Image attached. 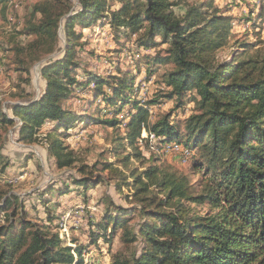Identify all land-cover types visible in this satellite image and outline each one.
<instances>
[{
    "label": "trees",
    "instance_id": "obj_1",
    "mask_svg": "<svg viewBox=\"0 0 264 264\" xmlns=\"http://www.w3.org/2000/svg\"><path fill=\"white\" fill-rule=\"evenodd\" d=\"M13 1L0 0L2 20ZM19 1L27 3L24 14L0 43L6 66L18 75L8 106L13 118L0 106V175L9 173L1 151L15 118L18 142L41 145L58 172L75 174L61 175L36 193L34 216L24 199L3 186L0 264H83L84 250L116 237L119 248L110 264H264V50L218 61L233 38L234 19L214 0ZM245 21L252 28L264 24V0ZM97 22L107 25L114 44H130L135 70L144 66L153 76L164 68L162 88L145 102L133 97L131 71L114 68L102 76L76 62L84 30ZM239 45L243 52L257 46ZM33 66L44 81L38 99L26 90ZM83 93L89 96L78 113L71 102ZM162 102L172 107L151 120L148 108ZM189 102L193 108L181 119ZM77 123L115 133L109 151L114 163L89 165L76 157L64 133ZM142 133L155 139L158 152L181 146L191 175L160 163L156 154L142 156ZM131 160L142 167L130 168ZM24 166H14L12 174ZM108 184L118 192L132 189L134 206L102 197V215L89 219L81 233L87 245L77 239L73 247L64 245L56 231L60 215L78 200L87 204L90 190Z\"/></svg>",
    "mask_w": 264,
    "mask_h": 264
},
{
    "label": "rangeland",
    "instance_id": "obj_2",
    "mask_svg": "<svg viewBox=\"0 0 264 264\" xmlns=\"http://www.w3.org/2000/svg\"><path fill=\"white\" fill-rule=\"evenodd\" d=\"M188 1L193 3L197 0ZM26 4L19 0L13 1L9 4L7 21L2 20L0 16V43L8 35L9 28L19 22L24 14L23 10ZM214 4L220 9L223 15L230 16L234 19L232 24L233 38L230 44L217 54L218 61H230L233 56L246 58L251 55L253 56L257 48L262 51L264 50V24L258 22L259 27L252 28V24L245 21L248 11H250L253 5L256 6L259 4V0H214ZM114 8H116V5ZM175 10L178 13L182 12L181 9ZM77 28L79 27L77 26ZM79 42L82 45L76 47V62L81 67L83 66L90 72L102 76L111 72L114 73V68L132 72V76L134 77L133 97L135 99L145 102L152 94L162 88L159 74L164 68H161L159 73L153 76H148L147 72L145 73L146 69L144 66L135 70V59L131 53L127 52L130 44L125 39H122L119 45L114 44L107 25L101 27L99 26V22L92 24L88 29L84 30V36ZM242 43H253L254 45L257 44V46L246 49V52H243V49L239 45ZM149 52H153V50H149ZM6 64L7 60L3 58V53L0 50V106L3 108V112H6L8 116L13 118L8 106L14 102L11 94L16 92L14 85L17 84L18 75L12 72ZM30 75L31 86L26 87V90L38 99L44 89V81L39 76L37 66L31 68ZM88 96V93L79 94L71 102V108L78 113L82 112L81 110L85 105L83 100L88 98ZM171 107V102H162L159 105L149 107L148 112L151 114V120H154L158 115H162ZM192 108L193 105L190 102L187 103L181 119L188 116ZM15 121L17 124L7 135V141L1 151L8 158L9 173L0 175V190L6 184L9 185L12 192L18 195L21 200L24 199V206L28 210L29 215L34 216V211L31 208L36 204V193L42 191L44 186L49 182L53 183L58 178H61L62 174L56 170L53 159L46 155L41 145L34 144L25 146L18 142V134L15 128L20 123L16 118ZM74 126L65 131L64 140L74 150L79 160L89 165L102 159L113 163L115 162L109 152L113 147L111 141L115 137V133L112 130L108 129L105 131L101 126L84 125L83 123H77ZM141 138L144 141L139 143L137 147L146 159L149 158L150 154L153 156L156 154L159 156L160 163L191 175L192 171L190 166L183 156L186 155V151H183L181 146L178 147L173 144L171 145L172 147H165L161 152H158L155 149V139L151 137L147 139L145 133H142ZM127 152L131 151L128 150ZM24 163V168L13 175V167L18 164L24 165ZM129 166L130 168L142 167L137 160H131ZM115 168L123 174H127L123 167L116 165ZM68 174L73 175L75 171L69 170L68 172H64L62 176ZM192 178L194 181L197 180V176L192 175ZM132 193V189L127 188H123L118 192L111 184L98 186L90 190V199L87 204H83L78 200L79 203L64 211L56 222V231L63 241V244L73 247L72 240L77 239L78 244L83 246L87 245L86 236L81 235V233L86 231L89 219H97L102 215L103 207L99 205L100 199L106 196L124 208H131L134 205H132L131 199L128 196H131ZM56 200L57 195H51V201L55 202ZM49 207L52 209V204ZM198 210L205 211V209L199 208ZM37 212L40 218L44 217L42 207L38 206ZM2 221L3 213H0V224ZM118 248L117 237L109 245L100 241L97 246L82 252L83 264H110V254ZM74 257H76L75 254Z\"/></svg>",
    "mask_w": 264,
    "mask_h": 264
}]
</instances>
